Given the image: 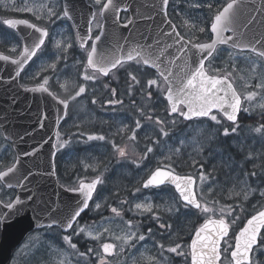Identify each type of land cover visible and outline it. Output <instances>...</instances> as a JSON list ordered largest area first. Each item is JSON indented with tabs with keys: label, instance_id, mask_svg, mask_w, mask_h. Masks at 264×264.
<instances>
[{
	"label": "rangeland",
	"instance_id": "obj_1",
	"mask_svg": "<svg viewBox=\"0 0 264 264\" xmlns=\"http://www.w3.org/2000/svg\"><path fill=\"white\" fill-rule=\"evenodd\" d=\"M90 1L101 8L106 0ZM225 1L172 0L170 16L187 38H209V20ZM5 10L28 15L51 32L50 42L24 80L55 83L52 74L46 73L58 72L57 82L61 85L57 86L66 95L73 94L70 120L61 130L58 167L62 176L73 183L91 176L103 177L91 212L105 215L101 222L79 226L67 236L53 229L32 235L17 250L12 264H87L89 257L72 243L73 236L81 233L90 240H107L104 257L117 258L114 264H168L167 252L173 251L171 246L175 243H180L177 246L180 251L185 249L183 244L191 224L198 218L221 215L241 222L244 215L264 206L263 124L239 123L236 128L228 129L215 114L176 133L162 130L150 120L142 121L135 110L150 92L151 116L148 117L163 115L164 103L153 94H160V79L138 62L132 63L127 73L133 84L128 89L122 88L114 96L115 101L111 100V95L84 66V50L75 42L62 0H0V19ZM16 39L0 28L4 50L16 54L19 50ZM217 56L210 66L215 71L214 66L223 65V69L231 66L244 95V113L264 114V60L229 48ZM68 134L73 139L65 138ZM124 142H132L135 151L142 152L140 162L114 158L117 153L125 152V147H121ZM10 155L9 146L0 136V169L5 167ZM159 167L197 177L198 196L205 203L203 215L183 206L169 188L142 189L143 181ZM0 193L9 198L1 187ZM124 209L136 221L125 219L121 215ZM110 210L114 217L107 219ZM141 218L161 229H146L143 234L145 231L138 229L145 224ZM116 249L117 254L112 255ZM186 262L187 259L178 264ZM91 264L113 263H104L101 258Z\"/></svg>",
	"mask_w": 264,
	"mask_h": 264
},
{
	"label": "water",
	"instance_id": "obj_2",
	"mask_svg": "<svg viewBox=\"0 0 264 264\" xmlns=\"http://www.w3.org/2000/svg\"><path fill=\"white\" fill-rule=\"evenodd\" d=\"M170 0H107L100 11L102 24L92 38L95 8L88 0H63L67 18L81 48L92 41L87 67L107 77L120 65L140 59L165 82L164 96L172 115L184 121L220 113L236 123L242 97L227 76H212L206 63L221 46L251 52L264 58V0H232L214 16L210 41L192 43L182 37L168 17ZM129 19L121 22V14ZM4 24L22 40L17 57L0 53V129L16 155L14 165L0 173L14 200H0V264H8L15 250L34 231L58 227L68 233L88 209L101 178L62 186L57 177L55 143L67 117L70 101L57 98L46 85L24 87L20 77L44 46L49 32L27 20L8 19ZM184 109V110H183ZM175 188L182 201L195 209L200 203L193 177L159 169L143 185ZM264 227V209L248 219L236 237L232 260L250 263ZM230 229L221 220L205 222L194 234L192 264H220L221 245Z\"/></svg>",
	"mask_w": 264,
	"mask_h": 264
},
{
	"label": "trees",
	"instance_id": "obj_3",
	"mask_svg": "<svg viewBox=\"0 0 264 264\" xmlns=\"http://www.w3.org/2000/svg\"><path fill=\"white\" fill-rule=\"evenodd\" d=\"M122 70L123 69L115 72V75L119 74L121 76V79L119 80V84H117L116 83L117 81L113 78L111 85H110V89H118V87H127L128 85H130L131 81L128 79V76L126 75V73L122 72ZM161 88L165 89V85L163 82L161 83ZM148 96L149 95H146L145 98L142 100V102L138 105V108L135 109L137 111V113L141 116L142 121H145L146 119H148V120H151L154 123L160 125L163 129H168L171 132H175L177 130L178 123H176V121L173 118L169 117V115L167 114V110L164 111L163 115L155 116L152 119H150L148 117V116H151V111H150L149 103H148L149 102ZM133 107L131 108V110L134 109ZM239 121L241 123H245V124H249V125L264 124V114L257 112V113H254L252 116H247L246 114L242 113ZM124 147H125V152H124L125 158L131 159V160H138L139 159L137 152H135L132 149V146L130 143L125 144ZM121 215H123L124 217H126L130 220L136 221V219H134L132 217L131 213L128 212L127 209H124L121 212ZM86 216H88V215H86ZM91 219H93V218H87L86 220H88V222H89V221H91ZM143 221H146V220H143ZM144 223H146V222H144ZM200 223L201 222H199L198 224H200ZM146 225H148V224H146ZM140 227H142V225ZM74 242L76 244H78L81 251H86L90 247L92 249L97 248L98 253L99 254L102 253L100 250V247L102 246L101 242H97V243L93 242L89 246V243L87 241H85L83 235L75 238ZM177 263H178V259L175 257L174 254L171 255V264H177Z\"/></svg>",
	"mask_w": 264,
	"mask_h": 264
},
{
	"label": "flooded vegetation",
	"instance_id": "obj_4",
	"mask_svg": "<svg viewBox=\"0 0 264 264\" xmlns=\"http://www.w3.org/2000/svg\"><path fill=\"white\" fill-rule=\"evenodd\" d=\"M28 73V72H27ZM26 73V74H27ZM52 76L54 78V73H52ZM26 83L30 82L28 80H24ZM52 89H55V83L54 82H49L48 83ZM58 93L59 90L55 89ZM233 244H234V238L232 237L231 239H228L224 242V246H223V264H231L230 262H228V260H230V251L233 248ZM251 264H264V230L261 234L260 237V242L259 245L255 248L253 254H252V262Z\"/></svg>",
	"mask_w": 264,
	"mask_h": 264
}]
</instances>
